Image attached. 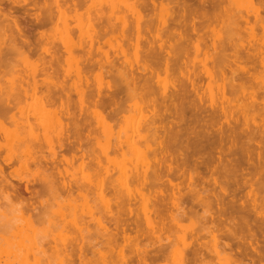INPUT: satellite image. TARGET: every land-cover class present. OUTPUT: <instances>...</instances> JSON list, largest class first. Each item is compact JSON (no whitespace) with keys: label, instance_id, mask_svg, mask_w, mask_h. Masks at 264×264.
Returning a JSON list of instances; mask_svg holds the SVG:
<instances>
[{"label":"rangeland","instance_id":"obj_1","mask_svg":"<svg viewBox=\"0 0 264 264\" xmlns=\"http://www.w3.org/2000/svg\"><path fill=\"white\" fill-rule=\"evenodd\" d=\"M73 1L0 0V98L28 88L10 110L0 107V167L24 200L36 201L38 186L26 190V181L44 172L31 160L35 142L21 118L41 139L50 133L49 145L42 142L50 160L64 129L76 136L59 107L69 96L74 121L85 126L87 118L96 137L82 159L59 151L56 174L96 187L71 204L44 188L21 213L24 201L1 185L0 264H264V0ZM13 12L33 38L45 33L38 49L57 51L53 81L34 75L45 53L42 62L13 54ZM39 14L51 18L45 27ZM50 88L59 91L52 106L41 100ZM119 89L118 112L105 103L109 118L99 119L93 100ZM120 141L124 151L116 152Z\"/></svg>","mask_w":264,"mask_h":264},{"label":"bare ground","instance_id":"obj_2","mask_svg":"<svg viewBox=\"0 0 264 264\" xmlns=\"http://www.w3.org/2000/svg\"><path fill=\"white\" fill-rule=\"evenodd\" d=\"M25 2L26 1H28V0H24ZM36 0H34V2H35ZM203 1H206V0H203ZM209 1V0H208ZM73 2H76L75 0L73 1ZM187 2V1H186ZM188 2H190V1H188ZM211 2H213V1H211ZM230 2V1H229ZM27 3V2H26ZM34 4V3H33ZM74 4H77V3H74ZM93 4V3H92ZM148 4V3H147ZM178 4H179V2H178ZM205 4H208V3H205ZM210 4V3H209ZM208 4V5H209ZM212 4H214V2L212 3ZM211 4V5H212ZM215 4H216V1H215ZM218 4V3H217ZM262 4V3H261ZM36 4H34V6H35ZM210 5V6H211ZM76 6V5H75ZM93 6H95V4L93 5ZM97 6V5H96ZM99 6V5H98ZM183 6V5H182ZM193 6V5H192ZM215 5H213V6H211V7H214ZM217 6V5H216ZM185 8V7H184ZM218 8H219V6H218ZM0 9H1V7H0ZM206 9H210V7L209 8H206ZM212 9V8H211ZM210 9V10H211ZM213 9H216L215 7L213 8ZM264 9V8H263ZM150 10V9H149ZM217 10V9H216ZM257 10H258V7H257ZM212 11H214V10H212ZM204 12V11H203ZM205 12H209V11H206L205 10ZM260 12H262V11H260ZM211 13V12H210ZM210 13H209V16H210ZM9 14H13V15H8V16H12L13 18L10 20L8 17L6 18V19H8V20H10V21H8V20H6V21H8V23L10 22L11 24H9V25H13L14 26V29L16 30V33L18 34L17 36H18V38H20V44H21V46L22 47H25L26 49H28L27 51H25V50H22V48L21 47H19V46H17V42H16V40L18 39V38H15L14 39V52H13V54H15V53H17V55H23L24 56V58L25 59H28V58H33V57H38L39 56V60H40V58H41V56H43L40 52L42 51V53H45L46 54V57H49V59H47L46 61H44L41 65H38V67H37V70L34 72V75H36L37 73H44V74H46V75H48L49 77H51L50 79H52V81L57 77V75H58V73H59V66H58V62H56L57 60V58H56V55L58 56V53L56 54V52L55 51H53V50H50V48H46L45 47V49H38L37 48V46L42 42V40L44 41V39L43 38H45L46 39V35H45V33L44 32H42V31H38V33L36 34V36H35V38H33L34 37V33L32 32V31H34V30H31V27H29L28 29L26 28V26H25V24L23 25V22H24V20H23V22H22V20H21V17L19 16L18 17V15H15L14 14V12L13 13H9ZM110 14V13H109ZM208 13H204V15H207ZM238 14V13H237ZM263 14H264V12H263ZM4 15H7V14H4ZM3 15V16H4ZM214 15V14H213ZM212 15V16H213ZM14 16H16V17H14ZM47 16V15H46ZM5 17V16H4ZM48 17V16H47ZM264 17V16H263ZM263 17H262V19H263ZM178 18V17H177ZM213 18V17H212ZM239 18V17H238ZM37 23H38V25L40 26V27H42V26H44V25H46V23H47V21H44L45 19H47L49 22L51 21V18L50 17H48V18H45V17H41L40 16V14H39V16H37ZM59 19V18H58ZM110 19V18H109ZM179 19V18H178ZM187 19V18H186ZM196 19V18H195ZM216 19V18H215ZM171 20V19H170ZM169 20V21H170ZM264 20V19H263ZM60 21V20H59ZM174 21V20H173ZM177 21V20H176ZM179 21V20H178ZM46 22V23H45ZM188 22V21H187ZM1 23H3V22H1ZM144 23H145V21H144ZM170 23H171V21H170ZM180 23V22H179ZM56 24V23H55ZM151 24V23H150ZM193 26L195 27V25H196V21L194 20L193 21ZM57 25V24H56ZM171 25V24H170ZM177 25V24H176ZM178 26V25H177ZM45 27V26H44ZM56 27V26H55ZM113 28V26H110V28ZM179 27V26H178ZM111 28V29H112ZM182 28V27H181ZM185 28V27H184ZM196 28H200V27H196ZM151 29H152V27H151ZM189 29V28H188ZM188 29H187V31H188ZM181 31H183V30H181ZM181 31H178V30H175L173 33L176 35V33H178V35L181 37L184 33L183 32H181ZM189 33V32H188ZM79 35V34H78ZM33 36V37H32ZM194 36V35H193ZM14 37H16V35L14 36ZM52 37V36H51ZM192 37V36H191ZM98 38H100V37H98ZM184 38V37H183ZM187 38V37H186ZM188 40V39H187ZM92 42H94V40H92ZM185 44V43H184ZM51 45H53V47H54V44H51ZM83 47H85V46H83ZM58 48V47H57ZM75 48V47H74ZM187 48H188V46H187ZM181 49V48H180ZM1 51H3V50H1ZM9 51V50H8ZM76 51V50H75ZM261 53V52H260ZM259 53V54H260ZM88 54H89V57H92V50L90 49L89 51H88ZM236 55V54H235ZM0 57H1V55H0ZM46 57H43L44 58V60H45V58ZM161 57V56H160ZM260 57V56H259ZM171 58V57H170ZM249 58H251V56L249 57ZM256 58V57H255ZM254 58V59H255ZM258 58V57H257ZM158 59V58H157ZM235 59H236V57H235ZM263 59V58H262ZM43 60V59H42ZM42 60H40V62H42ZM90 60V59H89ZM170 60V59H169ZM58 61H59V58H58ZM88 61V60H87ZM262 61V60H261ZM255 62V61H254ZM253 62V63H254ZM257 62H258V59H257ZM257 62H255V63H257ZM0 63H1V60H0ZM93 63V62H92ZM94 64V63H93ZM93 64H91V65H93ZM157 64V63H156ZM161 64V63H160ZM258 64V63H257ZM89 65H90V63H89ZM88 64L87 65H84V67L82 68V69H87V67L89 68L90 66H89ZM40 66H41V68H40ZM153 67H155V66H153ZM160 67V66H159ZM157 69V68H156ZM137 74V73H136ZM124 75V74H123ZM240 76V75H239ZM227 78V77H226ZM240 78V77H239ZM131 79V78H130ZM231 79V78H230ZM126 80V79H125ZM142 82V81H141ZM53 83V82H52ZM138 83H140V82H138ZM55 84V83H54ZM127 84H128V82H127ZM57 85V84H56ZM56 85H54L53 87H55ZM144 85V84H143ZM25 86V85H24ZM29 86V85H28ZM33 86H35V89H36V87H37V82L35 81V82H33ZM32 86V87H33ZM236 86V85H235ZM61 87V86H60ZM60 87H59V89H60ZM229 87H230V85H229ZM56 88V87H55ZM233 88V87H232ZM17 90H18V88H17ZM20 90V89H19ZM56 89H52V88H50V89H48L45 93H44V96L41 98V100L43 99L44 100V98H45V100H46V102H48L47 104L49 105V106H52V105H55L56 103V97H54L55 95H56V92L58 91V89L55 91ZM61 90V89H60ZM119 90H120V92H119ZM119 90H115V91H112L111 93L112 94H110L109 95V100L107 101V100H105V99H103L102 97H101V94H99L98 95V98L97 99H95V100H93L94 101V103L93 104H95L94 106L96 107V108H98V111H96V115L98 114V116H100L101 118H99V119H103V120H105V119H107V118H109V112H111L112 114L114 113V115L118 112V109H117V112L115 111L116 110V108H118V94L120 93L121 94V92H122V90L121 89H119ZM22 94L21 93H18L14 98L12 97H6V99H5V97H3V98H0V107L1 106H4L5 108H4V110H6V108L8 109V110H10L12 107H13V105H16L17 104V102L20 100V98H22L21 96L20 97H18V95L19 94H21L22 96H25L26 97V95L28 94V88L27 87H25V88H23L22 90ZM34 91V90H33ZM54 91H55V94H54ZM79 91V90H78ZM80 91H82V90H80ZM79 91V94L81 93ZM124 91L126 92V89H124ZM13 92V91H12ZM148 92V91H147ZM58 93H59V91H58ZM149 93V92H148ZM151 93H152V91H151ZM229 93V92H228ZM82 94V93H81ZM80 94V95H81ZM35 95V94H34ZM150 95V94H149ZM184 95V94H183ZM186 95V94H185ZM143 96H146V93L143 95ZM60 97V96H59ZM87 98V97H86ZM183 99V98H182ZM186 99H187V97H186ZM42 100V101H43ZM44 100V101H45ZM85 98L84 97H80V99H79V101H80V107L82 108H85L84 107V105H85ZM105 100V101H104ZM237 100V99H236ZM43 101V102H44ZM60 101H61V105L59 106V107H61V111H62V113H63V115H66V120H67V125H70V123L71 122H73L74 124H73V127L75 128V132H76V136H75V138L72 140L71 139V137L73 136V135H71L72 134V131H71V127H67V129L65 130L64 129V133L63 134H65L64 136L66 137H64V139H65V141H64V139H63V142L59 145V147L58 148H56V147H51L50 148V151H51V153L53 154V157L50 159V160H47V158L44 156V154H43V149H42V142L43 141H45V142H47L48 140H49V135H50V133L49 132H47V131H44L43 132V138L44 139H41V134L37 131V130H35V129H33V128H31V121H30V118L28 117L27 118V115H26V117H24V118H21V123L24 125V126H26V127H28V128H30V134L33 136V140H34V142H35V146H32V147H34V150H33V155H31V160H32V162H33V164L35 163V165H37L38 166V168L39 169H41L40 171L42 172H44V174H43V177L40 179H35V180H32V181H26L27 182V184H26V190H29V185H33V186H38V188H36V189H34L33 191H34V193H35V197L37 198L36 199V201L35 202H31V201H29V200H27V199H25L26 200V203H25V200H24V197L22 196V193H21V191H20V188H19V186H17V185H15L14 183H12V180H10V179H8L9 177L5 174V171H4V167H0V186L1 185H4L5 186V188L6 189H9L10 191H12L13 193H11V195L12 196H14V198L16 197V198H19V199H22V202L24 201V203H22L21 205H22V207H23V209L21 208L20 209V212L21 213H25V210H30L31 208L33 209V207L35 206V204H36V202H37V200L39 199V196L42 194V192H44V191H42L44 188H49V189H47V190H45V191H50V190H52V194L53 195H55V197L56 198H58V197H61V193H66V195H65V197L66 198H64V199H66L67 201H68V203L69 204H71V202H73V201H77V199L78 198H80V197H87L88 195H90V194H92L93 193V191H94V189H95V187H96V184L94 183V182H87V183H82V182H67V181H65V180H63L62 179V177L60 176V172L57 170V173H58V175L56 174V168L58 169V166L56 165V160H57V155H58V153H59V151H61V150H66V151H71V153L73 154V157H75V158H80V159H82L84 156H85V154H86V151L83 149V146H84V144L86 143V142H89V141H91V139H95V137L96 136H91L92 134V129H90V128H87L86 129V125L87 124H89V126H92V124H91V122L89 121V120H87V118H86V120H85V122H84V125L85 126H82V125H80L79 123H77V122H75L74 120V118H76V116H74L73 117V112L71 113L70 112V110H71V107H72V102H71V100H70V97L69 96H67V98L64 100L63 98H61L60 97ZM186 101V100H185ZM165 102V101H164ZM168 102V101H167ZM237 102H239V101H237ZM42 103V102H41ZM84 103V104H83ZM105 103L107 104V107L109 108H111V110L112 111H108L107 109V107H105L106 105H105ZM182 103V102H181ZM240 103V102H239ZM109 104V105H108ZM148 104H149V107L150 106H152V107H155L156 108V106H157V104H156V102H155V100L153 101V102H148ZM244 104V103H243ZM86 106V105H85ZM114 108H113V107ZM177 106V105H176ZM190 106V105H189ZM256 106V105H255ZM1 108H3V107H1ZM101 110H100V109ZM105 108H107L106 109V112L104 113V111H105ZM165 108V107H164ZM178 108V107H177ZM180 108V107H179ZM179 108L177 109V110H179ZM244 108V107H243ZM1 110V109H0ZM185 110V109H184ZM193 110V109H192ZM1 111H3V110H1ZM107 111H108V113H107ZM166 111V110H165ZM180 111V110H179ZM178 112V111H177ZM185 112V111H184ZM212 112V111H211ZM214 112V111H213ZM1 113H3V112H1ZM1 113H0V131H2L3 129V122H2V119H1ZM81 113H82V111H81ZM110 113V115H111V117H112V114ZM183 114V113H182ZM55 115V114H54ZM72 115V116H71ZM75 115V114H74ZM113 115V116H114ZM177 115V114H176ZM208 115V114H207ZM13 117H12V119H14L15 121H16V117H14V115H12ZM56 116V115H55ZM165 116H166V114H165ZM164 116V117H165ZM167 116H169V115H167ZM178 116V115H177ZM180 116V115H179ZM182 116V115H181ZM180 116V117H181ZM184 116V115H183ZM183 116H182V118H183ZM196 116V115H195ZM72 117V118H71ZM175 117V116H174ZM55 118V117H54ZM179 118V117H178ZM178 118H176V119H178ZM185 118V117H184ZM58 119V118H57ZM73 119V120H72ZM155 119H157V117L155 118ZM166 119V118H165ZM59 120V119H58ZM168 120V119H167ZM167 120H165V122L167 121ZM151 121V120H150ZM153 121V120H152ZM187 121V120H186ZM190 121V120H189ZM188 121V122H189ZM18 123V122H17ZM21 123H20V125H21ZM153 123V122H152ZM167 123V122H166ZM200 123V122H199ZM211 124H212V122H210ZM189 125H191V124H189ZM34 126V125H33ZM176 126V125H175ZM175 126H173V127H175ZM202 126V125H201ZM147 127H150V125H148ZM167 127V126H166ZM172 127V128H173ZM196 127H197V125H196ZM45 128V127H44ZM195 128V127H194ZM31 129H32V131H31ZM145 129H146V127H145ZM150 129H152V128H150ZM84 130H86V133L84 134V138H82V134H83V131ZM169 130V129H168ZM171 130V129H170ZM180 130V129H179ZM173 131V129L171 130V132ZM63 132V131H62ZM162 132V131H161ZM169 132V131H168ZM149 133H150V130H149ZM170 133V132H169ZM231 133H234V132H231ZM49 134V135H48ZM150 134H152V132L150 133ZM164 134V133H163ZM186 134V133H185ZM237 135H238V133H236ZM153 135V134H152ZM177 135V134H176ZM188 135H190L189 133H188ZM193 135V134H192ZM195 135V134H194ZM223 135V134H222ZM228 135V134H227ZM172 136H174V135H172ZM240 136V135H239ZM186 137V136H185ZM194 137V136H193ZM225 137V136H224ZM232 137V136H231ZM73 138V137H72ZM235 138V137H234ZM240 138V137H239ZM20 139H22V137L20 136ZM186 140V139H185ZM235 140H237V139H235ZM75 141H77V143H78V146H75ZM200 141V140H199ZM238 141V140H237ZM48 143V142H47ZM181 143V142H180ZM184 143V142H183ZM228 143V142H227ZM203 144V143H202ZM207 144V143H206ZM224 144V143H223ZM48 145H49V143H48ZM165 145H166V143H165ZM4 146V144L3 143H1L0 142V148L1 147H3ZM163 146V145H162ZM168 146V145H167ZM44 147V146H43ZM124 147H125V145H124V143L122 142V141H120V143L119 144H116L115 145V147H114V150L116 151V152H123L124 151ZM166 147V146H165ZM193 149H194V147H193ZM211 150H213V149H211ZM251 150V149H250ZM187 151V150H186ZM239 152V151H238ZM252 153H253V151H252ZM251 152H250V154H252ZM31 154V153H30ZM261 155V154H260ZM261 158H263V157H261ZM64 159V160H63ZM63 159H61L60 161H66L65 160V157L63 158ZM183 159V158H182ZM213 160V159H212ZM43 161H45L44 162V164L45 165H42V163H43ZM94 161H96V159L94 160ZM187 161V160H186ZM189 161V160H188ZM187 161V162H188ZM195 161V160H194ZM202 161V160H201ZM171 162V161H170ZM194 163V162H193ZM204 163V162H203ZM9 163H7L6 165H8ZM97 164H100V162H98L97 161ZM249 164H251V163H249ZM189 165V164H188ZM162 166V165H161ZM255 166V165H254ZM42 167V168H41ZM123 167V166H122ZM173 167V166H172ZM190 167V166H189ZM193 167H194V165H193ZM258 168V167H257ZM173 169V168H172ZM228 169V168H227ZM161 170V169H160ZM46 172V173H45ZM176 173H177V171H176ZM191 173V172H190ZM124 177H125V175H124ZM193 178V177H192ZM108 180V179H107ZM126 180V179H125ZM117 184V183H116ZM121 184V183H120ZM150 184V183H149ZM25 185V184H24ZM32 186V187H33ZM3 187V186H2ZM243 189V188H242ZM42 191V192H41ZM197 191V190H196ZM49 193H51V192H49ZM247 193V192H246ZM173 195V194H172ZM11 196V197H12ZM10 197V198H11ZM23 197V198H22ZM13 198V197H12ZM55 199V198H54ZM63 199V200H64ZM133 199V198H132ZM67 206V205H66ZM36 208V207H35ZM20 213V214H21ZM23 215H25V214H23ZM258 240V239H257ZM226 249V248H225ZM253 251L255 252V255H257L256 257H261V255H259V253H258V249L257 248H255V247H253ZM195 253V252H194ZM200 253V252H199ZM224 253V252H223ZM195 254H197V252L195 253ZM148 255V254H147ZM242 255V254H241ZM199 257V256H198ZM200 258V257H199ZM231 258H232V256L231 257H229V258H227V259H230L231 260ZM142 259H146V257H144V258H142ZM252 261L254 262L255 261V258H252Z\"/></svg>","mask_w":264,"mask_h":264}]
</instances>
